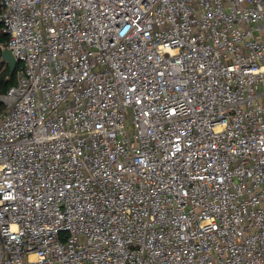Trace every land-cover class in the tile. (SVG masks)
<instances>
[{"label": "built area", "instance_id": "2783aa9c", "mask_svg": "<svg viewBox=\"0 0 264 264\" xmlns=\"http://www.w3.org/2000/svg\"><path fill=\"white\" fill-rule=\"evenodd\" d=\"M0 264H264V0H0Z\"/></svg>", "mask_w": 264, "mask_h": 264}, {"label": "trees", "instance_id": "16d2710c", "mask_svg": "<svg viewBox=\"0 0 264 264\" xmlns=\"http://www.w3.org/2000/svg\"><path fill=\"white\" fill-rule=\"evenodd\" d=\"M8 40V37L2 33L1 25H0V45H5ZM1 56V49H0ZM20 69V64L16 65L14 72L10 75L8 72V67L5 63L1 61L0 57V96L6 94L7 90L16 83L17 73ZM4 111V106L0 102V114Z\"/></svg>", "mask_w": 264, "mask_h": 264}, {"label": "water", "instance_id": "95a60500", "mask_svg": "<svg viewBox=\"0 0 264 264\" xmlns=\"http://www.w3.org/2000/svg\"><path fill=\"white\" fill-rule=\"evenodd\" d=\"M0 57H1V61L7 65L8 72L11 75L14 72L17 65V62L14 56L12 55L11 51L8 49L1 50Z\"/></svg>", "mask_w": 264, "mask_h": 264}]
</instances>
